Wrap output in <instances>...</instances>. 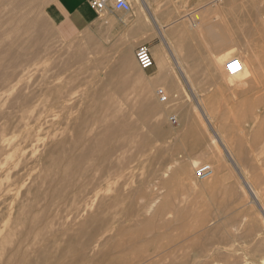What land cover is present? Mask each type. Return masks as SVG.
Listing matches in <instances>:
<instances>
[{"label":"rangeland","instance_id":"374dc122","mask_svg":"<svg viewBox=\"0 0 264 264\" xmlns=\"http://www.w3.org/2000/svg\"><path fill=\"white\" fill-rule=\"evenodd\" d=\"M51 1L53 0H28V5L21 4L14 9V13L8 12L7 5H0L4 8H0V32L8 30L1 38L5 43H14L13 52L30 50L37 53V56L33 53L25 56L24 60L33 63L30 72L0 90V102L14 100L17 91L27 85L29 94L34 98L32 125L35 139L46 140V146H49L50 140L57 141L71 135L72 131L67 123L73 125L82 118L93 123L90 120H95V117V122L99 121L100 126L105 123L104 126L109 124L112 127L111 130L104 131L105 133L117 131L120 147L118 151H114L112 147L115 142L111 141L106 145V152L86 149L82 155L80 150L85 146L82 140H78L76 144L66 141L63 152L74 159L71 164L74 174L71 172L66 177V172L41 171L38 180L33 181L30 178L27 186L30 190L32 188V192L41 190L34 196L36 202L32 201L30 207L38 212L40 207L42 210L48 204L50 213L54 210L52 214L57 211L59 213L51 215L47 220L51 223L47 228L44 227L48 232L42 231L44 228H38L37 225L34 228L37 231L29 233L31 241L25 246L28 251L25 255L19 254L8 260L7 249L11 250L12 246L5 247L6 259L1 250L0 255L3 256H0V264H9L10 261L11 264H79L82 261L81 264H138L140 259L145 264H264V214L259 207V204L264 206V114L257 108L260 98L256 93L260 83L262 84L260 68L264 67L261 65L264 61L261 60L260 70H257L259 66L254 59L259 55L264 58V48L261 46V42H264V24L260 25L261 18L264 20V0H204L210 4L212 2L208 9L211 20L214 17V20L224 26L227 24L229 28L232 49L230 48L228 54L220 56V60L243 57L249 65L250 73H243V67L235 76L222 72V78L217 79L218 85H212L211 88L198 87L196 80L190 78L177 79V87L173 92L153 81L148 72L141 70L134 53L129 56L118 54L115 50L99 45V40L94 44L93 40L82 37L72 40L62 38L45 14V8ZM255 2L260 6L258 12L262 16L255 13ZM196 14L198 18H202L201 14ZM10 17L14 19L7 25ZM194 20L197 28L196 22L199 20ZM254 29L259 30L256 32ZM253 46L255 47L252 48ZM236 51L242 52L241 55ZM250 51L255 56L253 53L250 55ZM242 54L247 56L244 58ZM152 56L156 62L155 55ZM176 58L186 72L188 56L177 55ZM248 60L252 62L251 67ZM166 62H171L168 57ZM254 67L258 73H252ZM186 82L190 87L186 86ZM158 89L163 90L166 101L159 100L156 95ZM199 92L202 95L196 96V102L193 94L198 95ZM172 115L176 116V123L169 120ZM215 133L218 137L213 143L209 138ZM240 143L242 147L238 145ZM225 146H231L241 153V167L246 166L256 196L247 190L242 192L239 176L241 171L231 166L223 171L219 180H216L214 174L207 180L195 178L194 171L200 164H211L215 168L216 160H220L219 157L216 158L217 148L224 151ZM194 160L197 164L191 168ZM101 162L103 168L100 167ZM86 167L88 173L85 174ZM29 173L34 177L40 171L32 170ZM143 181H146L142 189L144 192L140 191L139 194L136 190ZM76 185H83L86 189L78 187L77 191ZM61 191L63 192L59 193ZM118 196L123 202L119 201ZM52 201L54 203L51 204ZM150 203L153 208L149 209ZM83 204L89 206L86 205L88 208L85 212L82 211ZM51 205L59 207L56 210ZM143 205L148 206L143 209ZM47 213L42 214L43 219L50 214ZM154 213H158L159 217L154 219ZM5 220L7 219L0 215V227ZM29 222L28 219L27 223L30 224ZM7 223L9 224L7 221L0 228L1 233L4 231L3 234L9 231L10 225ZM17 226L10 229L19 236L25 227ZM38 232L43 238L39 239ZM32 233L37 234L31 238ZM161 256L163 260L160 259Z\"/></svg>","mask_w":264,"mask_h":264},{"label":"bare ground","instance_id":"6f19581e","mask_svg":"<svg viewBox=\"0 0 264 264\" xmlns=\"http://www.w3.org/2000/svg\"><path fill=\"white\" fill-rule=\"evenodd\" d=\"M28 0H0V5H4V6H8V12H13L14 9L16 7H19L21 6V4H24L25 3L28 5L27 3ZM36 1V0H35ZM39 1V0H37ZM218 1V0H216ZM253 1V0H252ZM261 1V0H260ZM215 2V1H213ZM241 2V1H240ZM259 2V1H258ZM264 2V1H263ZM216 3V2H215ZM231 3V1H230ZM235 3V2H234ZM242 3V2H241ZM254 3V2H253ZM256 3V2H255ZM262 3V2H261ZM212 4V2H211ZM263 4V3H262ZM261 4V5H262ZM231 5V4H230ZM243 5V4H242ZM254 5V6H253ZM252 6L255 7L256 9V12L257 14H259L260 12L259 11V5H256L253 4ZM206 6V5H205ZM214 7L216 6L215 4L213 5ZM241 6V5H240ZM244 6V5H243ZM243 6H241L243 8ZM251 6V7H252ZM35 7V6H34ZM207 7V6H206ZM213 7V8H214ZM227 7V6H226ZM262 7V6H261ZM1 10H3L4 8L0 7ZM26 8V7H25ZM23 9V8H22ZM209 9V8H208ZM216 9V8H215ZM213 10V11H216V10ZM241 9V8H240ZM21 10V9H20ZM19 11V10H18ZM246 11V10H245ZM7 12V10L5 11ZM30 12V11H29ZM1 13V11H0ZM14 13V12H13ZM25 13V12H24ZM231 13V12H230ZM242 13V12H241ZM247 13V12H246ZM10 14V13H9ZM12 14V13H11ZM19 14V13H18ZM208 14V13H206ZM223 14V13H222ZM14 15V14H13ZM209 15V14H208ZM224 15V14H223ZM248 15V13H247ZM261 15V14H259ZM23 15L21 14V17ZM25 16V15H24ZM262 16V15H261ZM16 17V16H15ZM225 17V16H224ZM258 17V16H257ZM7 18V17H6ZM23 18V17H22ZM238 18V17H237ZM12 19L14 18H8L7 19V23H5V25H9L12 23ZM194 19H198V20H201L200 18H198L197 14H195L194 16ZM211 19V18H209ZM214 19V17H213ZM259 19V18H258ZM263 18H261V21L262 23L261 24H264V20H262ZM16 20V19H15ZM157 19H155L156 21ZM234 20V19H233ZM236 20V19H235ZM193 21V20H192ZM196 21V20H195ZM202 21L206 22L204 19H202ZM260 21V20H259ZM19 22V21H18ZM3 23V22H1ZM197 23V28L196 29H199L200 27L198 26L199 25V21L196 22ZM224 23V22H223ZM207 24V22L205 23ZM259 24V23H258ZM4 25V23H3ZM2 25V27H3ZM14 25V24H13ZM32 25V24H31ZM156 25V24H155ZM201 25V24H200ZM219 25V24H218ZM238 25V24H237ZM254 25V24H253ZM12 26V25H11ZM15 26V25H14ZM34 26V25H33ZM209 26V25H208ZM242 26V25H241ZM259 26V25H258ZM1 27V26H0ZM28 27V26H27ZM193 27V26H192ZM261 27V26H260ZM4 28V27H3ZM240 28V27H239ZM6 29V28H5ZM35 29V28H34ZM209 29V28H208ZM4 30V29H3ZM20 30V29H19ZM201 30V29H200ZM199 30V31H200ZM256 30V29H254ZM259 30V29H257ZM256 30V32H257ZM262 30V28H261ZM1 31V30H0ZM252 31V30H250ZM8 30L5 32H0V90H2L3 88H5L6 86H8V84H10L13 80L27 74L30 72L31 68H32V65L33 63L31 61H26L24 60L25 56H27L29 53H33L35 56H37L34 51L30 52V50H22L21 52H13V44H10V43H5V41L1 38V36L3 35V33H7ZM202 32V30H201ZM17 33V32H16ZM216 33V32H215ZM219 33V32H218ZM222 33V32H221ZM241 33V32H240ZM255 33V32H254ZM261 35L263 34L262 32H260ZM10 34V33H9ZM223 34V33H222ZM249 34V32H248ZM259 34V33H258ZM244 35V34H243ZM251 35V34H250ZM264 35V34H263ZM6 36V35H5ZM13 36V35H12ZM28 36V35H27ZM245 37V36H244ZM261 36L259 35V38ZM263 37V36H262ZM232 38V37H231ZM249 38V37H248ZM248 38H246L245 40H247ZM255 38V37H254ZM28 39V38H27ZM37 39V38H36ZM34 40V39H33ZM204 40V39H203ZM234 40V39H233ZM255 40V39H254ZM18 41V40H17ZM30 41V40H29ZM37 41V40H35ZM209 41V40H208ZM214 41V40H213ZM216 41V40H215ZM11 42V41H10ZM14 42V41H13ZM16 42V40H15ZM205 42V41H204ZM235 42V41H234ZM239 42V41H238ZM207 43V42H206ZM237 43V42H236ZM235 43V44H236ZM246 43V42H245ZM247 43H248V40H247ZM252 43V42H250ZM258 43V41H257ZM227 44V43H226ZM234 44V43H233ZM240 44V43H239ZM244 44V43H243ZM224 45V44H223ZM222 46V45H221ZM237 46V45H236ZM235 46V47H236ZM241 46V45H240ZM249 46V45H248ZM259 46V45H258ZM261 46L264 48V42L262 41L261 42ZM232 47V45H231ZM239 47V45L237 46ZM244 47V45H243ZM246 47V46H245ZM255 46H253L252 48H254ZM15 48V47H14ZM230 47L228 46V49ZM241 48V47H240ZM17 49V48H15ZM232 49V48H231ZM258 49V48H257ZM33 50V49H32ZM237 50V49H236ZM260 50V49H259ZM263 51V49H261ZM18 51V50H17ZM233 51V50H232ZM239 51V49H238ZM242 51V50H240ZM44 52V51H43ZM221 52V50H220ZM237 52V51H236ZM244 52V51H243ZM251 53H249L250 55H252V51H250ZM264 52V51H263ZM172 53V52H171ZM217 53V52H216ZM237 53H240V52H237ZM242 53V52H241ZM240 53V55H241ZM245 53H246V50H245ZM248 53V52H247ZM246 53V54H247ZM260 53V52H259ZM235 54V53H234ZM257 54V53H256ZM44 55V54H42ZM214 55V54H213ZM220 55V54H219ZM237 55V54H236ZM243 55V54H242ZM253 55L255 56V54L253 53ZM222 56V55H221ZM244 58L245 56L247 55H243ZM260 56V55H259ZM257 57L255 56V61H257L256 63L258 64L259 67H254V70H253V74L255 71V68L258 70L260 68V63H261V60L264 61V58L262 57ZM262 56V55H261ZM160 56H158V60ZM240 61H241V64H242V67L244 68V72L246 75L250 73V69H249V65L247 64V62H245L243 60V57L241 58L240 56H236ZM157 58V57H156ZM249 58V57H248ZM252 58V57H251ZM250 58V59H251ZM210 59V58H209ZM221 58L218 56V57H215L213 60V64L215 65V67H219V71H221V73L223 72V74L226 72L225 69H224V64L227 62L224 61L225 59H222L220 60ZM31 60V59H30ZM162 61V59H161ZM211 61V60H210ZM252 61V60H251ZM207 62H208V59H207ZM206 62V63H207ZM249 62V60H248ZM204 63V62H203ZM205 63V64H206ZM252 63V62H251ZM251 63L249 62L250 64V67H251ZM176 65V64H175ZM209 65V64H207ZM261 65L263 66L264 65V62L263 64L261 63ZM178 66V65H177ZM182 66V65H181ZM179 67V66H178ZM214 67V66H213ZM184 68V67H183ZM67 69V68H66ZM178 69V68H177ZM262 69V72L260 77H262V84L260 83V86L258 88V91L256 92L259 96L258 98V105H257V108L263 112L264 114V84H263V79H264V67L260 68ZM259 69V70H260ZM223 70V71H222ZM174 71V70H173ZM181 71V70H180ZM259 72V73H260ZM32 73V72H31ZM183 73V72H182ZM258 73V72H256ZM242 74V73H241ZM236 74H234L235 76ZM243 75V74H242ZM60 76V75H59ZM227 76V75H226ZM229 76V75H228ZM240 76V75H239ZM62 77V76H61ZM177 78V77H176ZM182 78V77H181ZM21 79V78H20ZM178 79V78H177ZM221 79V78H220ZM224 79V78H223ZM25 80V79H24ZM36 80V79H35ZM34 80V81H35ZM188 81V80H187ZM252 81V80H251ZM254 81V80H253ZM252 81V82H253ZM256 81V80H255ZM259 81V80H258ZM29 82V81H28ZM248 82V81H246ZM251 82V83H252ZM15 83V82H14ZM147 83V82H146ZM250 83V82H249ZM257 82H255L256 84ZM16 85V84H15ZM33 85V84H32ZM252 86V84H250ZM254 85V84H253ZM258 85V84H256ZM247 86V85H246ZM249 87V86H248ZM24 89V90H23ZM250 89V88H249ZM25 90H27L28 92H26ZM29 87L26 85L24 88L20 89L17 91L16 93V97L14 100L8 102V101H4V102H0V215L5 217L7 220H5L4 224L8 221L10 225V227H15L17 225H23L22 227H25V230L22 232L21 235H17L14 233V231H11L12 229H10L9 227V231L6 232L5 234H3V232L0 233V251L2 250L3 254H5L4 250H5V247L7 245H10L12 246L11 250H8L7 251L9 252L8 253V256L7 254H5V256L0 255V256H3L4 258L7 256L8 260H12L14 257H17L19 254H24L27 253V247H25L28 243V241H31L29 240V233L33 232V230H35L34 228H36L37 225H39L38 228H44L46 226H48V224L50 223L49 221H47L48 219L51 218V215H55L57 212H55V214H52L54 211H52V213H50L49 211H51V209H49V206L48 204L43 206L42 210H41V207H40V210L38 212H36L31 206V203L33 201L36 202V200L34 199L35 195L40 192L41 190L40 189H36L34 190V194L33 192L30 190V188H27L28 186V182L31 179H33V181H36L38 180L40 174H41V171H45V170H51L52 172L54 173H61V172H66V177H68V175H70V173L72 172V161L74 160L72 157H68L67 155L64 154V149L66 147L65 143L66 141H69L71 142V144H76L78 143L79 141H83L85 144L83 150H80V154H84V152L87 150H99V152L101 151H107L108 148H106L107 144L111 141L115 142L114 144V147H112V149L115 151L117 149L118 151V147H120L118 144V141H117V135H116V132L117 131H110L109 133H105L106 130H111L112 127L109 126V124H106L104 126L105 123H103V127L100 126L99 121L98 122H95L96 121V118L94 117L95 120H90V121H93V126L91 123H88V121H85V118H82L80 120H78L77 122H74L73 125H71L70 123H67V127L70 129L71 132V135H69L68 137H65L64 139H61V140H57L55 141L54 139L53 140H50L48 143L49 146H46L47 145V141H38V139H35L34 137V133H33V111H34V101H33V97L32 95L29 94ZM255 92V91H254ZM256 94V95H257ZM1 96V95H0ZM255 96V95H254ZM257 97V96H256ZM6 98V97H5ZM255 98V97H254ZM11 99V98H10ZM221 101V100H220ZM202 103V102H201ZM197 105V104H196ZM199 105V104H198ZM202 106V105H201ZM43 107V106H42ZM199 107V106H198ZM68 109V108H67ZM74 109V108H73ZM205 110V109H204ZM202 111V109H201ZM200 111V112H201ZM219 112V111H218ZM94 113V112H93ZM68 114V113H67ZM187 114V113H186ZM261 114V113H260ZM204 115V114H203ZM77 116V115H76ZM207 116V115H206ZM205 116V117H206ZM210 116V115H209ZM208 116V117H209ZM259 116V115H258ZM89 117V116H88ZM204 117V118H205ZM210 118V117H209ZM211 119V118H210ZM204 120V119H203ZM124 122V121H123ZM235 122V121H234ZM109 123V122H108ZM89 124H91V126H89ZM128 124V123H127ZM204 124V123H203ZM122 125V124H121ZM223 126V125H222ZM117 127V126H116ZM64 129V128H63ZM69 131V130H68ZM105 131V132H104ZM122 131V130H121ZM238 131V130H237ZM212 132V131H211ZM115 133V134H114ZM118 133H119V130H118ZM117 133V134H118ZM222 133V132H221ZM220 133V134H221ZM240 133V132H239ZM66 134V133H65ZM209 134V133H208ZM223 134V133H222ZM221 134V137L224 135ZM257 134V133H256ZM60 135V134H59ZM58 135V136H59ZM216 133L215 135L212 134V137H210L209 139H211V141L214 143L215 141H217V137H216ZM209 136V135H208ZM259 136V135H258ZM47 137V136H46ZM68 138V139H67ZM134 139V138H133ZM219 139V138H218ZM230 139V138H229ZM228 139V140H229ZM79 140V141H78ZM253 140V139H252ZM259 140V139H258ZM258 140H255V141H258ZM209 141V140H208ZM207 141V142H208ZM221 141V140H220ZM241 142V141H240ZM232 143V142H231ZM253 143V142H252ZM137 144V143H136ZM225 144V143H224ZM233 144V143H232ZM236 144V143H235ZM234 144V146H235ZM243 144V143H242ZM239 146L242 147L241 143L238 144ZM246 145V144H244ZM251 145V144H250ZM124 146V145H123ZM217 146V145H216ZM215 146V147H216ZM232 146V145H231ZM231 146H225L224 147V151L220 150L219 148H217V152H218V156L216 158H220V160H216V164H215V168H212V175L214 174L215 177H216V180H219L221 179L222 175H223V171L227 168H230L229 166L237 169V171H241L239 176H240V179H241V185H240V188L242 190V192L244 190H247L249 191L250 194L256 196V191H255V188L253 187L252 183L250 182V179H249V176H248V172L246 171V166L244 167L243 165V168L241 167V153L239 151H236L233 147ZM248 146V145H247ZM246 146H244L245 148ZM106 148V149H105ZM123 149V148H122ZM211 149V148H210ZM215 149V148H214ZM216 150V149H215ZM244 151V150H243ZM109 152V151H108ZM202 152H205V151H202ZM214 152V151H213ZM264 152V151H263ZM113 153V152H112ZM206 153V152H205ZM91 154V153H90ZM108 154V153H107ZM106 154V155H107ZM246 154V153H245ZM105 155V157H106ZM110 155V154H109ZM197 155V154H196ZM199 155V154H198ZM81 156V155H80ZM89 156V155H88ZM111 156V155H110ZM108 156V157H110ZM84 158V156H81V158ZM256 157V156H255ZM80 158V157H79ZM103 158V157H102ZM101 158V159H102ZM111 158V157H110ZM109 158V159H110ZM246 158V157H245ZM107 159V157L105 158ZM103 158V161L105 162V160ZM88 160V158H87ZM92 161V160H91ZM113 161V160H112ZM247 161V160H246ZM114 162V161H113ZM103 162L100 163V167L103 165L102 164ZM223 163H225V165H223ZM85 164V163H83ZM93 164V162H92ZM108 164H109V160H108ZM107 164V165H108ZM197 164V161L194 160L191 162V168H193L195 165ZM245 164V162H244ZM110 165V164H109ZM211 165V164H210ZM249 165V164H248ZM247 165V166H248ZM253 165V164H252ZM93 166V165H92ZM91 166V167H92ZM74 167V166H73ZM85 167V166H84ZM213 167V166H212ZM90 168V167H89ZM88 168V169H89ZM96 168H98L96 166ZM103 168V167H101ZM246 168V169H245ZM248 168H251V167H248ZM95 169V168H94ZM92 169V171L94 170ZM99 169V168H98ZM105 169H109V168H106ZM32 170H39L40 173L38 176H32V174H30L29 172L32 171ZM76 170V169H75ZM87 170V167L84 171ZM250 170V169H249ZM252 170V169H251ZM102 171V170H100ZM99 171V172H100ZM104 171V169H103ZM49 172V171H48ZM75 172V171H74ZM80 172V171H79ZM73 173V172H72ZM88 173V171L85 172V174ZM93 173V172H91ZM95 173V172H94ZM262 173V172H261ZM74 174V173H73ZM65 176V174H63ZM91 175V174H90ZM264 175V174H263ZM27 176V177H26ZM50 176V174H49ZM48 176V177H49ZM76 176V175H75ZM65 177V179H66ZM71 177V176H70ZM74 177V176H73ZM78 177V176H77ZM91 177V176H90ZM92 177H93V174H92ZM96 177V176H95ZM109 178V177H108ZM211 178V176L209 177ZM46 179H48L46 177ZM72 179V178H71ZM91 179V178H90ZM94 179V178H93ZM53 180V179H52ZM80 180V179H79ZM92 180V179H91ZM104 180V179H103ZM207 180V179H206ZM82 181V179H81ZM93 181V180H92ZM51 182V180H49V183ZM49 183H48V186H49ZM76 183V182H75ZM91 184V183H89ZM169 184V183H168ZM167 184V185H168ZM240 184V183H239ZM73 185V184H72ZM88 186V184H86ZM146 185V181H143L141 182V187L138 188L139 186H137L138 189H140L139 191L136 190V192L140 194V191L141 192H144L142 191L143 187ZM92 186V185H91ZM57 187V186H56ZM72 187V186H71ZM78 187H83V185H76V189L78 191ZM86 187V186H85ZM148 187V185H147ZM146 187V188H147ZM228 187V186H227ZM226 187V188H227ZM70 188V187H69ZM92 188H94V186H92ZM56 190V188H54ZM86 189V188H84ZM83 189V190H84ZM45 190V189H44ZM59 190V189H58ZM89 190V189H88ZM145 190V189H144ZM54 191V190H53ZM60 191V190H59ZM90 191V190H89ZM44 192V191H43ZM46 192V191H45ZM52 192V191H50ZM63 191L59 192V193H62ZM98 192V191H97ZM135 192V194H136ZM31 194V196L29 197L28 194ZM81 193V192H80ZM79 193V195H80ZM83 193V191H82ZM86 193V192H85ZM84 193V194H85ZM90 193V192H89ZM244 193V192H243ZM43 194V193H42ZM94 194V193H93ZM142 194V193H141ZM75 195V194H74ZM83 195V194H81ZM89 195V194H88ZM87 195V196H88ZM92 195V194H91ZM58 196V195H57ZM62 196V194H61ZM77 196V194H76ZM85 196V195H84ZM84 196H82L83 200L85 201V198ZM96 196V194H95ZM92 197V198H95ZM121 196V195H119ZM118 196V198H119ZM60 197V196H59ZM86 197V196H85ZM117 197V196H116ZM115 197V198H116ZM128 197V196H127ZM79 198V197H77ZM81 198V197H80ZM81 198V200H82ZM91 198V199H92ZM97 198V197H96ZM115 198H113L114 200H116ZM121 198V197H120ZM119 198V201L121 202L123 199H120ZM123 198H126V197H123ZM56 199V198H55ZM58 199V198H57ZM57 199L55 201H57ZM60 199V198H59ZM62 199V197H61ZM60 199V200H61ZM74 199V198H73ZM88 199V198H87ZM65 200V199H64ZM79 200V199H77ZM79 200V201H81ZM90 200V198L88 199ZM86 200V201H88ZM154 200V199H153ZM72 201V199H71ZM74 201V200H73ZM72 201V202H73ZM78 201V202H79ZM83 201V202H84ZM93 201V200H92ZM95 201V200H94ZM118 201V200H117ZM258 201V200H257ZM58 202V201H57ZM55 202V205L56 203ZM66 202V201H65ZM70 202V200H69ZM82 202V203H83ZM119 202V203H120ZM123 202V201H122ZM41 203V202H40ZM54 203V201L51 202V204ZM60 203V201L58 202ZM63 203V202H62ZM81 203V204H82ZM86 202H84L85 204ZM88 203L91 205V203L88 201ZM87 203V204H88ZM118 203V205H119ZM64 204V203H63ZM62 204V205H63ZM69 204V203H68ZM80 204V203H78ZM83 204V209L82 211H86V208H88L89 204L86 206ZM94 202L92 203V206H94ZM54 205V204H53ZM58 205V204H57ZM60 205V204H59ZM61 207H64L62 206ZM77 205V203H76ZM75 205V206H76ZM111 205H113L111 203ZM110 205V206H111ZM52 206V205H51ZM67 206V205H66ZM78 207L80 205H77ZM76 206V207H77ZM114 206V205H113ZM112 206V207H113ZM144 206H148V205H143L141 208H145ZM53 207V206H52ZM51 207V208H52ZM59 207V206H57ZM56 207V208H57ZM68 207V206H67ZM66 207V208H67ZM72 207H73V203H72ZM71 207V209H72ZM91 207V206H90ZM111 207V208H112ZM120 207V206H119ZM139 207V206H138ZM210 207V206H209ZM259 207L263 210V214H264V206L262 207V205L259 204ZM55 208V206L53 207ZM55 208V209H56ZM75 207H73L74 209ZM118 208V207H117ZM116 208V209H117ZM132 208V207H131ZM134 208V207H133ZM132 208V209H133ZM150 208H153V205L150 203L149 204V209ZM64 209V208H63ZM70 209V208H69ZM80 209H82L80 207ZM91 208H89V211H90ZM129 209V208H128ZM142 209V210H143ZM155 209V208H154ZM157 209V208H156ZM57 210V209H56ZM79 210V209H77ZM88 210V209H87ZM140 210V211H142ZM64 211V210H63ZM62 211V212H63ZM80 211V212H82ZM88 211V212H89ZM134 211V210H132ZM36 212V213H35ZM50 213L46 218L43 219L42 217V214H46V213ZM61 212V214H62ZM77 212V211H76ZM84 212L82 213V215L84 214ZM130 212V211H129ZM155 212V211H154ZM47 213V214H48ZM59 213V212H58ZM30 214H32L33 216H30ZM44 214V215H45ZM138 215V214H137ZM152 215V214H150ZM149 215V216H150ZM155 215V213H154ZM60 216V215H59ZM77 218L78 217V213L76 214ZM80 216V215H79ZM66 217V216H65ZM93 217V216H92ZM91 217V218H92ZM134 217V216H133ZM159 215L158 213H156L155 215V218H158ZM58 218V217H57ZM94 218V217H93ZM137 218V216H136ZM149 218V217H148ZM242 218V217H241ZM30 220V224L27 223V220ZM56 219V216L55 218ZM60 219V218H59ZM58 219V220H59ZM150 219V218H149ZM153 219V220H154ZM181 219V218H180ZM56 220V221H58ZM143 220V219H142ZM146 220V219H145ZM144 220V221H145ZM160 220V219H159ZM261 220V219H260ZM55 221V222H56ZM122 221V220H121ZM51 222H52V219H51ZM140 222V221H139ZM143 222V221H142ZM154 223H156L155 221H153ZM179 222V221H178ZM54 224V222H52ZM147 223V221L145 222ZM4 224L3 226H1L2 228L4 227ZM41 224V225H40ZM51 224V223H50ZM52 224V226H53ZM151 224V223H150ZM180 224V223H179ZM6 225V224H5ZM157 225V224H156ZM186 225V224H185ZM188 225V224H187ZM186 225V226H187ZM131 226V225H130ZM139 226V224H138ZM159 226V225H158ZM168 226V225H167ZM0 227V228H1ZM18 227V226H17ZM21 227V229H23ZM51 226H49L50 228ZM134 227V226H132ZM156 227V226H154ZM37 228V229H38ZM153 228V227H152ZM151 228V229H152ZM157 228V227H156ZM181 228V227H180ZM185 228V227H184ZM215 228V227H214ZM235 228V227H234ZM7 229V228H6ZM19 229V227H18ZM150 229V230H151ZM155 228H153L154 230ZM220 229V228H219ZM4 230V229H3ZM45 230L42 229V231ZM7 231V230H6ZM37 230H35L36 232ZM46 232H48L49 230H45ZM44 231V232H45ZM132 231V230H131ZM148 231V230H146ZM183 231V229H182ZM45 232V233H46ZM52 232V231H51ZM220 232V231H219ZM218 232V233H219ZM39 233V236H40V232ZM50 233V232H49ZM48 233V234H49ZM142 233V232H140ZM144 233V232H143ZM142 233V234H143ZM149 233V232H147ZM173 233V232H172ZM206 233V232H205ZM258 233V232H257ZM37 234V233H36ZM34 233L31 234V238H33L34 236L33 235H36ZM56 234V233H55ZM150 234V233H149ZM158 234V233H157ZM17 235V236H16ZM43 235V234H42ZM46 235V234H45ZM162 236V235H160ZM37 237V236H36ZM41 237L43 238V236H40L39 239H41ZM48 238V237H47ZM240 238V237H239ZM38 238H36L37 240ZM99 239V238H98ZM157 239H158V236H157ZM33 240V239H32ZM159 240V239H158ZM192 240V239H191ZM97 241V240H96ZM29 244V243H28ZM243 244V243H242ZM57 245V244H56ZM96 245V244H95ZM94 245V246H95ZM105 245V244H104ZM30 247H33V245H31ZM52 247V246H51ZM50 247V248H51ZM159 247V246H157ZM37 248V247H36ZM95 248V247H94ZM93 248V250H94ZM29 249V248H28ZM67 250V248H66ZM92 251V250H91ZM90 252V251H89ZM164 252V251H163ZM173 252V251H172ZM7 253V252H6ZM168 253V252H167ZM171 253V252H169ZM241 253V252H240ZM1 254V253H0ZM30 254V253H28ZM33 254V253H32ZM37 254V253H36ZM174 255V254H173ZM23 256V255H22ZM164 256V255H163ZM243 256V255H242ZM36 257V256H35ZM34 257V258H35ZM79 257V256H78ZM230 257V256H229ZM29 258V257H28ZM155 258V257H154ZM157 258V257H156ZM162 258V256L160 257V259ZM6 259V258H5ZM151 260V259H150ZM163 260V258H162ZM82 261V260H81ZM147 261V260H146ZM145 261V262H146ZM154 261V260H153ZM161 261V260H160ZM5 262V261H4ZM7 262V261H6ZM12 263V261H10ZM9 262V264H11ZM15 262V261H14ZM83 262V261H82ZM82 262H80L79 264H81ZM152 262V261H151ZM238 262V261H237ZM1 263V262H0ZM126 263V262H125ZM137 263V262H136ZM6 264V263H5ZM138 264H145L143 260H139ZM151 264V263H150ZM154 264V263H153ZM222 264V263H221Z\"/></svg>","mask_w":264,"mask_h":264},{"label":"crops","instance_id":"0c3cea01","mask_svg":"<svg viewBox=\"0 0 264 264\" xmlns=\"http://www.w3.org/2000/svg\"><path fill=\"white\" fill-rule=\"evenodd\" d=\"M128 1L131 4V10L128 12L113 10L109 5L98 12L91 6L89 0H53L46 6L45 14L61 37L66 40L82 37L85 40H93L94 44L99 40V45L127 56L133 54L137 46L147 45L151 55L157 58L153 66L143 71L148 72L153 81L159 82L171 92L177 87L175 84L177 78L196 80L197 86L201 88L218 85L217 79L222 78V74L212 59L228 54L231 47L227 24L224 26L218 20L209 19L210 2ZM196 13L202 15L198 30L194 24ZM191 35L194 37L191 38ZM177 55L188 56L186 72L180 65V60L176 58ZM167 57L171 62H166ZM186 86L190 87L188 82ZM201 95L200 92L198 95L193 94L194 100L198 102L196 96Z\"/></svg>","mask_w":264,"mask_h":264},{"label":"built area","instance_id":"2783aa9c","mask_svg":"<svg viewBox=\"0 0 264 264\" xmlns=\"http://www.w3.org/2000/svg\"><path fill=\"white\" fill-rule=\"evenodd\" d=\"M91 6L96 9V11H103L108 5L113 8V10L128 12L131 10V4L128 0H89ZM134 57L137 65L141 70H147L154 64L153 57L147 45L142 44L137 46L134 52ZM224 69L228 75L238 74L242 71L241 61L237 57H232L227 60L224 64ZM160 101H166V95L162 89L156 91ZM172 123H176V116L172 115L169 117ZM212 175V167L210 164L204 163L197 166L194 171L195 178L199 180H205Z\"/></svg>","mask_w":264,"mask_h":264}]
</instances>
